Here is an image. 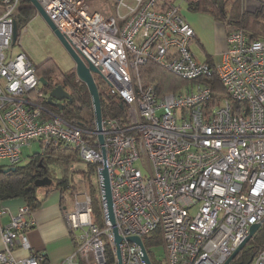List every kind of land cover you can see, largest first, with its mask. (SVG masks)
Here are the masks:
<instances>
[{
	"label": "built area",
	"instance_id": "1",
	"mask_svg": "<svg viewBox=\"0 0 264 264\" xmlns=\"http://www.w3.org/2000/svg\"><path fill=\"white\" fill-rule=\"evenodd\" d=\"M135 1L119 0L107 15L91 10L87 0H40L82 58L99 69L97 84L101 80L126 108L123 121L103 117L101 131L123 237L119 261L101 197L100 132L96 124L91 129L69 122L45 102L35 64L25 51H14L21 0H0V158L20 162L22 146L33 140L43 148L74 146L81 160L98 164L103 210L99 226L90 192L77 193L66 214L74 248L50 263L44 251L32 248L25 231L31 211L20 205L0 224V264H146L140 244L127 237L144 242L153 230L159 231L163 256L153 259L144 243L152 264H224L251 224L264 222V37L251 39L230 28L222 58L200 60L192 50L195 28L179 6ZM149 61L191 82L160 93L142 78ZM213 74L227 97L211 104L213 90L203 77ZM16 247L29 253L17 258ZM249 264H264V244Z\"/></svg>",
	"mask_w": 264,
	"mask_h": 264
},
{
	"label": "trees",
	"instance_id": "2",
	"mask_svg": "<svg viewBox=\"0 0 264 264\" xmlns=\"http://www.w3.org/2000/svg\"><path fill=\"white\" fill-rule=\"evenodd\" d=\"M169 4L162 2L163 6ZM187 7L191 11L210 14L215 20L223 22L227 29L241 28L251 39L264 37V4L262 3L253 11L244 7L243 0H187ZM36 12L37 10L30 0H21L16 13L18 30L30 21ZM35 66L39 77L44 76L48 80L47 86L42 85V89L46 94H48L51 87L60 84L71 95V101L67 100L62 109L50 105L47 101V96H45V102L53 109L62 111L64 118L69 122L84 128L93 129L95 127V117L91 95L87 85L77 77L74 68L63 70L55 63L52 57L45 59L38 65L35 64ZM55 72L57 73L53 74ZM141 74L143 80L154 83L160 93L180 90L185 84L191 82L169 71L155 61H149L144 65L141 68ZM203 80L209 83L213 90L211 104H214L219 98L227 97L221 81L215 74L203 77ZM98 87L103 117L112 115L123 121L122 117L125 116L126 108L114 94L109 92L107 86L101 80L98 81ZM75 156L78 157V152L74 146L56 142L43 148L42 151L32 153L26 163L0 164V201L23 198L25 204L28 205L32 212L41 202L37 195L39 188L46 187L51 189L57 187L62 192L71 191L73 176L72 174L68 175L66 172L72 166L71 163ZM85 163V168H81L78 173H82L91 181L90 195L92 206L97 220L101 223L103 210L98 187L99 183L97 181L98 164L93 162ZM8 166L13 168L7 169ZM54 166H58L61 169L62 174L60 176L52 175ZM44 176L51 177L52 183L45 186L36 185V179ZM94 179H96V184L93 182ZM144 243L150 254H152L151 245L161 243L159 231L153 230L150 234L145 235ZM263 244L264 222L239 251L233 262H247Z\"/></svg>",
	"mask_w": 264,
	"mask_h": 264
},
{
	"label": "crops",
	"instance_id": "3",
	"mask_svg": "<svg viewBox=\"0 0 264 264\" xmlns=\"http://www.w3.org/2000/svg\"><path fill=\"white\" fill-rule=\"evenodd\" d=\"M163 1L165 3L175 4L174 0ZM250 2V0L247 1V3ZM188 11L183 15L193 25L196 31L192 45L198 50L200 49L199 51L202 56L200 58L195 54L196 57L200 60H208L210 62L219 61L227 47V27L223 22L215 20L208 13L195 12L189 9ZM7 164L10 165L8 161ZM67 194L76 197L77 193L73 194L71 191L62 192L57 187L51 189L46 187L39 188L37 195L41 199V202L31 212V224L25 230L32 248L34 250L44 251L47 256V262L50 263H57L74 248L73 236L66 220V214L73 210L74 203L73 201L72 203L68 201ZM24 203L23 198H12L0 201V208L4 207L7 209V212L0 214V224H7L11 219V215L15 214L19 206ZM1 249L2 238L0 235ZM28 253L29 250L22 247H16L14 249V254L17 258H23Z\"/></svg>",
	"mask_w": 264,
	"mask_h": 264
},
{
	"label": "rangeland",
	"instance_id": "4",
	"mask_svg": "<svg viewBox=\"0 0 264 264\" xmlns=\"http://www.w3.org/2000/svg\"><path fill=\"white\" fill-rule=\"evenodd\" d=\"M119 0H87L91 10H98L103 14H111L117 8V3ZM125 4L135 5V0H122ZM172 1V0H169ZM249 0H243V5L246 9L256 10L258 1L250 0V3H247ZM174 3L179 6L182 13L189 12L187 9L186 0H174ZM256 8V9H255ZM121 14H125L127 12V7L125 5H121L119 8ZM14 51H25L34 64L38 65L45 59L52 57L55 63L63 70H68L74 68V62L64 48L60 40L57 38L55 33L52 31L44 17L36 12L34 17L28 21L23 27L18 30V38L14 43ZM192 50L195 52L197 57L202 58L201 52L192 45ZM57 72L53 73L56 74ZM104 87V86H102ZM43 146L38 140H33L30 144H25L22 146V158L20 163H26L30 155L37 151H42ZM0 164H7L6 158H0ZM65 165V164H62ZM67 169V174L73 176L71 182V192L73 194L80 192H90L91 190V181L87 177H85L82 173H78L81 168H85L86 163L79 158V156H75L73 162ZM61 169L58 166H54L52 175L60 176ZM98 178V177H97ZM98 181V179H97ZM96 184V179H94ZM99 183V181H98ZM96 187V186H95ZM99 187V185H98ZM68 201L75 203V196L67 194ZM98 225L101 226L100 221H98ZM151 251L154 252L153 259L159 260L163 256V246L162 243L152 244Z\"/></svg>",
	"mask_w": 264,
	"mask_h": 264
},
{
	"label": "water",
	"instance_id": "5",
	"mask_svg": "<svg viewBox=\"0 0 264 264\" xmlns=\"http://www.w3.org/2000/svg\"><path fill=\"white\" fill-rule=\"evenodd\" d=\"M32 5L35 7L37 12H39L52 31L55 33L57 38L60 40L64 48L67 50L69 55L71 56L74 62V70L76 72L77 77L83 81L90 92L93 108H94V117H95V124L96 129L100 132L99 133V141L102 144V156H103V166L99 170L101 175V197L105 200L106 203V212L108 217L110 218L113 224V231L115 235V243L118 249V257L120 261V243L123 240V237L119 234L118 228L116 225L115 215H114V206H113V197H112V189H111V182L109 176L108 165L106 161V150L103 146L104 137L101 133L102 131V121H103V114H102V105H101V97L99 87L94 76V73H99V69L89 60L87 62L82 58V56L78 53V51L71 45V43L67 40L64 34L59 30L55 22L51 19L48 15L40 0H30ZM18 38V27L17 23L15 22L14 28V35H13V42L15 43ZM40 81L43 85H48V80L44 77H40ZM64 99L71 101L70 93L60 84L55 85L49 89L47 94V101L50 105L57 106L59 109H62L65 105ZM13 168L8 166L7 169ZM52 183V178L49 176L39 177L36 179L35 184L38 186H45ZM261 224L259 222L252 223L250 226L249 234L240 242V244L233 250L229 258L226 260L224 264H249L252 260L253 256L247 262L240 261V262H233L234 258L237 256L239 251L243 248V246L249 241V239L256 233L259 229ZM131 241H136L140 244L142 252H143V259L145 260L146 264H152L149 254L146 250L144 242L141 237L136 235H130L127 237Z\"/></svg>",
	"mask_w": 264,
	"mask_h": 264
},
{
	"label": "flooded vegetation",
	"instance_id": "6",
	"mask_svg": "<svg viewBox=\"0 0 264 264\" xmlns=\"http://www.w3.org/2000/svg\"><path fill=\"white\" fill-rule=\"evenodd\" d=\"M63 101L66 103V101H67V100H66V99H64Z\"/></svg>",
	"mask_w": 264,
	"mask_h": 264
}]
</instances>
